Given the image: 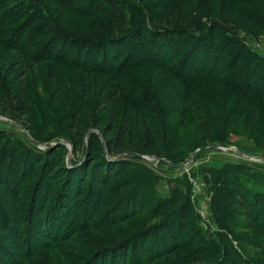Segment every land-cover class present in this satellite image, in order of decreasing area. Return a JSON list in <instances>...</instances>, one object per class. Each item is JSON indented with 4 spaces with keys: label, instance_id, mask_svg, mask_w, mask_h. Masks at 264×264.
<instances>
[{
    "label": "rangeland",
    "instance_id": "rangeland-1",
    "mask_svg": "<svg viewBox=\"0 0 264 264\" xmlns=\"http://www.w3.org/2000/svg\"><path fill=\"white\" fill-rule=\"evenodd\" d=\"M206 1L237 24L229 25L238 35L228 34H246L249 47L264 56V9L250 7L255 19L237 0ZM39 2L42 11L29 6L0 25V152L8 149L16 163L0 180V213L13 222L1 226L0 242L9 245L0 248L4 264L10 257L20 264L26 228L31 250L45 264H264V227L258 226L264 213L249 211L255 202L264 208V160L258 159L264 157V96L194 71L189 84L175 70L193 62L186 55L192 38L190 50L177 51L174 60L141 62L144 52H137L118 69L126 47L123 58L86 68L85 56H74L71 47L88 48L129 19L90 17L84 0ZM144 2L160 29L191 28L176 16L185 10L178 2ZM164 5L168 19L160 23L153 17ZM12 6L16 13L22 7L11 2L5 9ZM29 47L41 56L28 55ZM215 56L217 63L221 54ZM235 82L242 84L239 77ZM17 90L22 106L14 102ZM218 189L229 194V211L220 207ZM45 203L53 210L49 222ZM69 221L79 225L70 228Z\"/></svg>",
    "mask_w": 264,
    "mask_h": 264
},
{
    "label": "trees",
    "instance_id": "trees-1",
    "mask_svg": "<svg viewBox=\"0 0 264 264\" xmlns=\"http://www.w3.org/2000/svg\"><path fill=\"white\" fill-rule=\"evenodd\" d=\"M39 1L38 0H0V25L3 24L6 25L7 21L12 22L23 13L22 9H26L29 6L30 7L28 9L32 7V9H40L39 11H42L44 7ZM60 1L64 2V0H60ZM77 1L78 0H71L73 4H75ZM144 1L145 0H84V2L87 3L86 7L84 8L86 15L90 17L100 16L102 18L116 16L122 20L128 18L129 23L126 26L120 27L114 34L110 36L109 35L105 36L100 40H96L93 43H90V45H88V48L82 47V45H79L81 43L77 42L79 43L78 45H74V47H71V49L74 48L76 51V53L73 52V55L74 56H76V54L84 55L85 56L84 59L87 60L85 63H83L84 66L86 68H92L91 65H87V64L88 63L91 64V62L95 64L105 63L106 59L108 60L112 57H115L116 59H121V57L122 58L124 57L123 56L124 49H126V47H130L129 53L127 54V56L123 58L124 60L123 59L120 60L117 66L118 69L125 67L123 66L125 62L130 64L133 63V61L131 62L129 61L132 60L133 53H137V52L138 53L144 52L145 55V57L141 58V60L139 61L144 62L147 60L149 62H154L156 64H159L162 62H166L169 59L174 60L176 57L180 55V53L186 51L187 48L189 49V43L191 42L190 39L192 38L196 43L193 45V48H191V50L189 49L190 51H188L186 55L188 54L189 57L192 58V60H193L192 56H194L195 58L193 62H191L189 65L183 66L181 69L176 68L175 70L177 71L176 73L178 74L179 73L186 74V76L183 77H188L187 81H189V84H192V80L190 76L192 74L191 72L194 71L196 75L200 74L202 78L205 80H209V81L211 80L219 84L233 87L235 91L243 92L247 96H250L251 94H254L258 97L264 96V59L263 60L257 59V56H261V55L257 53L258 49L257 50L251 49L249 45L246 43L245 39L249 38L246 34H242L241 38L231 36L230 34H228L230 32L238 35L237 30L229 25L235 23L232 20L229 22L228 19L226 18L225 13L219 10L216 4H212L213 8H211L206 0H173L174 2H178L185 9L184 11L176 14V16H179V20L181 19L184 24L188 25L191 28L190 29H184V28L160 29V27H157V23L153 22L154 20L152 19V15L150 14V11H148ZM237 1L241 4L247 5L245 6L247 7V11L252 13L250 17H254L255 19H257L256 14L250 7H257L260 9H264V0H237ZM11 2L22 5L19 12L17 10L16 13V9H12L14 6H12L9 10L5 9L10 5ZM208 6L210 9L208 8ZM163 7L164 9L162 13L156 12L155 17H153L156 18V16H160L158 20L160 23H164L165 19L166 20L168 19L167 12L169 5L167 6L164 5ZM203 16H206V21L200 22V18ZM138 20H140V22L135 23ZM130 22H134L135 24L134 23L130 24ZM152 23L156 27H154ZM143 24H145L146 26H144ZM185 32L187 33L190 32V36L186 37V35L184 34ZM155 39L156 40L159 39V43L155 42L156 41ZM135 46L137 47V50L134 48ZM179 48L181 49L179 50ZM34 49H35L34 47L27 48V54L32 56L33 55L32 52H34L38 54L37 57L39 58L41 54L38 52V50H34ZM68 49L69 48L67 49L65 48L66 51L72 54ZM92 49H94L95 51H93ZM198 49H200L199 52L197 51ZM177 51H181V52L176 53ZM196 52H198V54H196ZM217 53H220L221 57L220 59H218L217 63H215L213 58H216L215 54ZM226 56L227 57L232 56L231 58L232 60L230 62L222 61L224 59L223 57ZM64 59L68 62L71 61V59H69L68 57H64ZM111 68L112 70H114L115 69L114 65H112ZM238 77L240 82L242 83L240 85L235 82V80ZM253 88L257 90H254ZM14 102L17 103L19 106H22L23 97L20 90H17L16 94L14 95ZM7 150L0 152V169H1L0 172H3L1 173L2 176L0 174V180L5 176L8 167L12 165L14 166L16 164L14 159L12 160L10 158ZM7 178L8 181L6 183L8 185V188L15 189L16 183L14 184V182L12 181L10 184V177ZM1 182H3V180H1ZM37 183L38 181H34V184L32 185L33 188L35 185H37ZM38 186L39 189H41L40 188L41 186L46 187L43 186L41 183ZM39 189H37L38 192ZM31 190L32 188L31 189L29 188V190L27 191L26 200L28 198V195L30 196L31 194L32 196ZM38 192L36 194L37 196H38ZM219 192H220V197L218 198L220 199V202H223L220 207L226 206L227 211H229L230 198H228L227 196L229 194L224 192L223 195L222 191L218 189L217 193ZM47 199L50 200V196H48ZM47 199H45L46 202ZM55 206H57V203ZM189 209L190 208L188 207V210ZM188 210L185 213H183V215H181L182 219L184 220L188 219L187 217ZM42 211H44L43 213L46 214L45 221L49 222L53 219V215H52L53 210L51 208L48 210L47 204L45 205L44 210ZM249 211L264 213V208L261 209L260 206L255 202L254 204H251L249 206ZM21 212L24 214L25 209L22 210ZM191 212L192 211L190 210L189 213ZM258 213L255 215L254 220L257 219ZM3 214L0 213L3 219L2 221L0 219V235H2L1 233H3L2 230L3 228L1 227L2 225L7 226L8 223L11 224L13 223L11 222L10 217L9 218L8 216L5 217V215L3 216ZM14 217L16 218L15 215ZM18 219L20 218H16L15 220L17 221ZM15 220L12 228L14 233L13 235H16L17 237L20 234L19 233L20 230L16 226ZM259 220L261 219H258V222ZM172 221L174 222V220ZM69 222L71 224L70 228L79 225V222L77 223V225L73 221H69ZM254 223L256 224L257 222L254 221ZM258 226L264 227V223L261 224L259 223ZM43 229L46 230L47 234L49 233L45 225L43 226ZM25 230L27 236L25 238L24 236H20V238H22L21 243H23V245L22 247H18L19 251H21L20 254H22L23 256L20 264H45L44 260L40 257V254H38L37 251L34 252L33 250H31L34 247L32 242H30L31 239V235L29 233L30 231L28 228H26ZM0 245L2 251L7 250L9 246L5 239H3V242H0ZM22 248L23 250L26 249V253H27L26 255L25 254L23 255L24 251L21 250ZM165 250L167 251L168 249ZM8 254L12 256V253L10 251ZM9 260L10 261L5 264H9L11 262H13V264H19L18 257L17 259L15 258V260L13 257H10ZM4 262H5L4 257L0 253V264H4ZM90 264H98V263L96 260H94Z\"/></svg>",
    "mask_w": 264,
    "mask_h": 264
},
{
    "label": "water",
    "instance_id": "water-1",
    "mask_svg": "<svg viewBox=\"0 0 264 264\" xmlns=\"http://www.w3.org/2000/svg\"><path fill=\"white\" fill-rule=\"evenodd\" d=\"M258 159H260V160H264V157H260V158H258Z\"/></svg>",
    "mask_w": 264,
    "mask_h": 264
}]
</instances>
